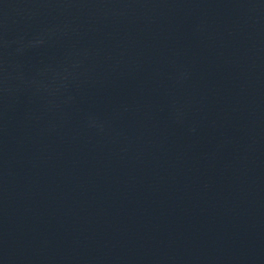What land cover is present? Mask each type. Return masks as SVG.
I'll list each match as a JSON object with an SVG mask.
<instances>
[{
    "label": "water",
    "instance_id": "obj_1",
    "mask_svg": "<svg viewBox=\"0 0 264 264\" xmlns=\"http://www.w3.org/2000/svg\"><path fill=\"white\" fill-rule=\"evenodd\" d=\"M0 264H264V0H0Z\"/></svg>",
    "mask_w": 264,
    "mask_h": 264
}]
</instances>
